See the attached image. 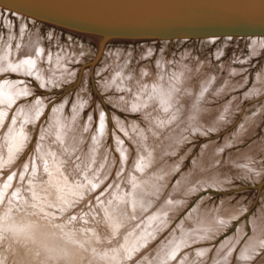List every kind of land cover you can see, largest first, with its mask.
<instances>
[{
  "label": "rangeland",
  "instance_id": "1",
  "mask_svg": "<svg viewBox=\"0 0 264 264\" xmlns=\"http://www.w3.org/2000/svg\"><path fill=\"white\" fill-rule=\"evenodd\" d=\"M101 40L0 7V264H264V37Z\"/></svg>",
  "mask_w": 264,
  "mask_h": 264
},
{
  "label": "water",
  "instance_id": "2",
  "mask_svg": "<svg viewBox=\"0 0 264 264\" xmlns=\"http://www.w3.org/2000/svg\"><path fill=\"white\" fill-rule=\"evenodd\" d=\"M8 11L111 38L264 37V0H0Z\"/></svg>",
  "mask_w": 264,
  "mask_h": 264
},
{
  "label": "bare ground",
  "instance_id": "3",
  "mask_svg": "<svg viewBox=\"0 0 264 264\" xmlns=\"http://www.w3.org/2000/svg\"><path fill=\"white\" fill-rule=\"evenodd\" d=\"M4 9V8H3ZM32 36V35H31ZM30 38V37H29ZM35 38H37V37H35ZM37 40V39H36ZM28 42V41H27ZM10 44V43H9ZM37 44V43H36ZM39 45V44H38ZM25 46V45H24ZM28 46V45H27ZM26 46V47H27ZM32 46V45H31ZM40 47V46H39ZM38 47V48H39ZM31 47H29V48H27L26 49V52L24 53V55L22 56V55H20V56H22V57H20L19 59H18V61L17 60H15V61H17V62H11L10 60H8L9 59V57H8V54L6 53V54H1V57H0V67H1V64L2 65H5V64H3V63H5L4 62V60H6V62L8 63V62H11V64L13 65L14 64V66H15V68L17 67L18 69L19 68H26V67H28V64L30 63V61L31 60H33L32 58H33V56H32V58L30 57V55L32 54V52H31V54H29L28 52H30L31 51V49H30ZM30 49V50H29ZM22 50H23V48H22ZM5 51V50H4ZM1 53V52H0ZM23 54V53H22ZM29 57V58H28ZM31 58V59H30ZM35 59V58H34ZM3 60V63L1 62ZM10 64V65H11ZM34 64V63H33ZM11 65V66H12ZM30 65V64H29ZM13 66V67H14ZM34 68V67H33ZM55 68V67H54ZM56 68H58V67H56ZM27 70H29V69H27ZM122 70V69H121ZM60 71V70H59ZM29 72H30V70H29ZM34 72H35V70H34ZM33 72V73H34ZM39 72V71H38ZM32 73V74H33ZM41 74V73H40ZM39 76V75H38ZM37 77V76H36ZM53 78V77H52ZM126 78V77H125ZM171 79V78H170ZM121 80V79H120ZM181 80V79H180ZM179 80V81H180ZM264 80V79H263ZM121 81H123V80H121ZM178 81V82H179ZM114 82V81H113ZM172 82H174V81H172ZM171 82V83H172ZM164 83V82H163ZM162 83V84H163ZM176 83V82H175ZM122 85H123V83H121ZM174 84V83H173ZM19 85V84H18ZM126 85V84H125ZM161 85V84H160ZM176 85H179V84H177L176 83ZM128 86V85H127ZM142 86V85H141ZM180 86H181V84H180ZM174 87H175V85H174ZM177 87H179V86H177ZM171 87H166V86H162V89H161V91L158 93L159 95H158V98L160 99V101L161 102H163V106H162V108L163 109H165V111L166 110H171V109H179L180 107H181V104H180V102H179V100L181 99V100H183L182 99V97H181V95H182V93L184 92V91H186V88H185V84H184V86H183V89H181V90H172V89H170ZM176 88V87H175ZM168 89V90H167ZM174 89V88H173ZM139 90V89H138ZM134 92V91H133ZM155 92V91H154ZM7 93V92H6ZM19 93V92H18ZM135 93V92H134ZM138 94V93H137ZM156 94V93H155ZM154 94V95H155ZM184 94V93H183ZM141 95V94H140ZM189 95V94H188ZM16 96H17V94H16ZM139 96V95H138ZM150 96V95H149ZM156 96V95H155ZM147 97V96H146ZM185 97V96H184ZM150 98V97H149ZM144 99V98H143ZM153 99H154V97H153ZM187 99V98H186ZM135 100V99H134ZM180 100V101H181ZM145 101H146V99H145ZM4 102V101H3ZM176 102H178V104H176ZM130 103V102H129ZM131 103H132V101H131ZM146 103V102H145ZM150 103V102H149ZM143 104V103H142ZM147 104V103H146ZM142 106V105H141ZM186 106V105H185ZM44 107V106H43ZM176 107V108H175ZM38 108V107H37ZM170 108V109H169ZM182 108V107H181ZM63 109V108H62ZM39 110V109H38ZM169 111H166V112H169ZM62 112V111H61ZM163 112V111H162ZM162 112H160V113H162ZM178 112V111H177ZM106 113V112H105ZM170 113V112H169ZM172 114V113H171ZM171 114H169L168 116H170V118H171V116H172V118H173V116L175 117V115L173 114V115H171ZM61 115V114H60ZM105 115V114H104ZM161 115V114H160ZM163 113H162V117L160 116L159 117V115H158V118H159V120L160 119H162L163 118ZM168 118V117H167ZM36 119V118H35ZM58 119V118H57ZM65 121V120H64ZM174 121V120H173ZM172 121V122H173ZM48 126H49V124H48ZM155 126V125H154ZM20 133V132H19ZM18 134V133H17ZM146 135V134H145ZM119 136V135H118ZM17 139V138H16ZM124 149V148H123ZM126 152V151H125ZM173 200V199H172ZM12 221V220H11ZM28 221V220H27ZM19 222V221H18ZM30 222V221H29ZM31 223V222H30ZM23 225V224H22ZM31 225V224H30ZM32 226V225H31ZM194 229V228H193ZM37 237H39V236H37Z\"/></svg>",
  "mask_w": 264,
  "mask_h": 264
}]
</instances>
